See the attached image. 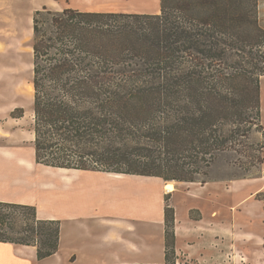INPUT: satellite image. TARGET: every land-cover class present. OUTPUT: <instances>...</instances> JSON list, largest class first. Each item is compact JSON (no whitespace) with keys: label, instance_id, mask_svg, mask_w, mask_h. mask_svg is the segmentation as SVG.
<instances>
[{"label":"trees","instance_id":"obj_1","mask_svg":"<svg viewBox=\"0 0 264 264\" xmlns=\"http://www.w3.org/2000/svg\"><path fill=\"white\" fill-rule=\"evenodd\" d=\"M33 49L38 163L204 183L262 116L257 0H161L155 14L43 6ZM165 212L164 260L125 264H175V209ZM0 241L44 259L59 250L61 222L0 201Z\"/></svg>","mask_w":264,"mask_h":264},{"label":"crops","instance_id":"obj_2","mask_svg":"<svg viewBox=\"0 0 264 264\" xmlns=\"http://www.w3.org/2000/svg\"><path fill=\"white\" fill-rule=\"evenodd\" d=\"M24 1L0 0V5L29 8L30 0H26L27 5ZM64 1L65 7L87 11L161 10V0ZM14 134L16 131L4 139L12 144H0V201L33 205L38 218L59 220L62 238L59 250L44 259L38 258L34 245L0 241V264H43L51 257L58 261L64 239H70L69 259L73 262L80 261L87 248L95 250V254L83 264L162 262L167 197L175 209L177 251L191 254L201 264L208 258L205 250L214 262H230L233 251L229 246L235 226L240 225L243 231L235 235L242 239L238 245L246 258L254 257V247L258 249L256 244L264 239V203L256 196L264 185H246L245 178L197 185L159 176L54 167L36 161L33 141L27 147L15 145L19 137L13 138ZM31 135L34 140V133ZM169 183L174 187L168 190ZM254 186L239 199L235 218L234 201L221 200V195L235 191L240 194ZM255 203L262 204L260 211L253 209ZM157 240L160 242L156 244ZM215 240L225 247L205 248L206 243ZM158 244L159 253L155 250Z\"/></svg>","mask_w":264,"mask_h":264},{"label":"rangeland","instance_id":"obj_3","mask_svg":"<svg viewBox=\"0 0 264 264\" xmlns=\"http://www.w3.org/2000/svg\"><path fill=\"white\" fill-rule=\"evenodd\" d=\"M17 1V0H9ZM21 1V0H18ZM24 1V0H23ZM24 4L28 3L26 0ZM31 4V5H30ZM55 10H62L65 8L64 0H30L28 6L21 9L12 7V4L3 7L0 5V144L6 142L4 139L14 131L13 138H18V146L27 147L32 140L33 123H34V86H33V68H34V49H33V15L37 9H41L43 6ZM17 8V9H16ZM37 8V9H35ZM199 11V10H198ZM197 11V12H198ZM111 12H124V11H111ZM161 10L157 13H160ZM196 12V13H197ZM125 13H150V12H125ZM155 14V13H152ZM257 15L259 23L264 27V0H257ZM17 108H23L24 115L21 117H14L12 112ZM261 119H257V124L249 126V124H243L248 131L246 134L239 136V142L236 143L235 149H230L225 153L219 154L204 172L198 175V178L203 179L204 183L195 181L197 185L206 184L210 181H228L238 179L245 176L243 183L246 185H264V76L261 78ZM18 113V112H17ZM17 118H21L20 120ZM244 133V132H242ZM6 140V139H5ZM7 144H12L6 142ZM207 172V173H206ZM206 173V174H205ZM139 175V174H138ZM179 181V180H176ZM174 184H167L166 189H172ZM247 187L240 194L236 191L231 195H221V200H233L232 211L233 216L238 218L237 208L242 195H245L249 191L251 192L256 188ZM249 192V193H250ZM248 193V194H249ZM264 203V190L258 192L256 195ZM171 205L169 197H167L166 205ZM264 205V204H263ZM262 204L255 203L253 209L260 211ZM166 216V212H165ZM234 234L231 233L233 243H230L229 248L232 252V258L230 262L226 264H264V254L258 253L263 251L261 248L264 246V239L262 242H258L254 247V257L252 259L246 256L241 251L238 242L242 239L235 235V232L241 234L243 231L239 226L234 227ZM175 231V220H174ZM166 220L164 235L166 236ZM176 234V233H175ZM143 237V236H142ZM62 238V237H61ZM144 238V237H143ZM64 245L58 256V261L51 257L50 260H46L43 264H83L87 257L95 254V250L92 248L85 249L84 256L81 255V260L73 262L69 259L70 239H64ZM165 241L164 237V256H165ZM160 241H156V244ZM237 243L236 245L234 243ZM182 243V241H181ZM182 246L184 244H181ZM220 246V250L225 246L220 244V241L215 240L210 243H206L205 248L209 249L210 246ZM158 244L155 247L157 253H159ZM135 247V246H134ZM139 245L135 247L138 249ZM228 246H226L227 248ZM175 264H201V261L193 257L191 254H186L177 251L176 247V235H175ZM81 252V253H80ZM79 254L83 252L80 251ZM97 252V251H96ZM98 253H101L98 251ZM205 255L208 257L206 262L202 264H222L221 262H214L211 260L209 253L205 250ZM260 255V256H259ZM83 256V257H82ZM164 260V259H163ZM253 261V262H252Z\"/></svg>","mask_w":264,"mask_h":264}]
</instances>
